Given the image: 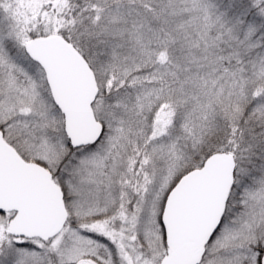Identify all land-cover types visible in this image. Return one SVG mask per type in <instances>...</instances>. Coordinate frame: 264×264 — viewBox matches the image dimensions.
Masks as SVG:
<instances>
[{
    "label": "snow or ice",
    "instance_id": "6c2138e0",
    "mask_svg": "<svg viewBox=\"0 0 264 264\" xmlns=\"http://www.w3.org/2000/svg\"><path fill=\"white\" fill-rule=\"evenodd\" d=\"M0 264H264V0H0Z\"/></svg>",
    "mask_w": 264,
    "mask_h": 264
}]
</instances>
